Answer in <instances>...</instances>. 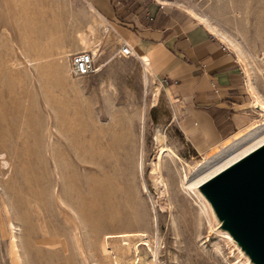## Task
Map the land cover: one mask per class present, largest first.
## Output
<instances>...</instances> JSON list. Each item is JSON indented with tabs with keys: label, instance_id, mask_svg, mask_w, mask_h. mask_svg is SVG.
Listing matches in <instances>:
<instances>
[{
	"label": "rangeland",
	"instance_id": "374dc122",
	"mask_svg": "<svg viewBox=\"0 0 264 264\" xmlns=\"http://www.w3.org/2000/svg\"><path fill=\"white\" fill-rule=\"evenodd\" d=\"M183 3L240 43L264 96V0ZM91 8L0 0V264H256L204 193L206 213L183 192L180 163L158 168L161 146L190 167L212 149L179 131L174 97L154 74L145 86L142 62L119 54ZM82 33L98 43L99 70L75 77L69 56ZM252 109L249 126L262 119Z\"/></svg>",
	"mask_w": 264,
	"mask_h": 264
},
{
	"label": "crops",
	"instance_id": "0c3cea01",
	"mask_svg": "<svg viewBox=\"0 0 264 264\" xmlns=\"http://www.w3.org/2000/svg\"><path fill=\"white\" fill-rule=\"evenodd\" d=\"M84 1L121 44L146 57L151 76L174 97L179 131L196 149L213 151L249 127L255 112L243 66L183 0Z\"/></svg>",
	"mask_w": 264,
	"mask_h": 264
},
{
	"label": "bare ground",
	"instance_id": "6f19581e",
	"mask_svg": "<svg viewBox=\"0 0 264 264\" xmlns=\"http://www.w3.org/2000/svg\"><path fill=\"white\" fill-rule=\"evenodd\" d=\"M188 12L191 16L197 19L202 25H204L213 35L218 36L236 53L240 63L243 64L246 69V75L248 78V89L253 99L252 106L262 116L260 122L252 124L246 130L238 134L235 138L224 143L222 146L214 149L210 155H208L206 158H204L202 161L198 162L195 166L192 167H190V164H188L187 162H184L171 148L164 146L160 147V151L157 158L158 168L162 166L161 164L164 162L166 158H169L173 163H180L181 166L180 165L179 166L181 167V169L180 168L179 169L183 171V176L181 178V188L183 192L189 195L191 193L194 194V197L196 196L197 198V202H200L199 206L201 211L203 213H206L207 212L206 204H205L206 201H204V199L202 198L203 196L201 194L204 193V195L206 196V193L203 190V185L212 178H214L215 176H217L218 174H220L221 172L225 171L226 169L236 164L237 162H239L240 160H242L243 158H245L246 156H248L249 154H251L252 152H254L255 150H257L258 148L264 145V96H262V94L258 91V89L254 84L251 64L248 63L247 54L244 51V49L241 47L240 43L237 40H235V38L231 37L226 30L224 31L219 27V25L213 23L210 20V18H208L206 15L199 14L193 9H189ZM89 31H90L89 33L92 35L94 33L93 27L92 28L90 27ZM96 43L97 41H94L88 34L82 33L78 36L77 44L78 46L80 45L78 48L79 50L78 52L89 51L95 57V55L97 54V49L93 47V45H95ZM57 47H59L58 44ZM137 58L142 62L145 68L144 84L146 86L150 76V72L148 71L147 68L148 60L146 59V57L141 55L138 56ZM58 63L60 70L63 71L64 67L61 64L62 62H58ZM98 70L99 68L97 69V71ZM155 92L156 94L153 96L154 106L158 102L159 90H156ZM156 138H157L156 141L158 143L162 140L161 135H158ZM2 165L3 167L8 166V162L4 161ZM153 173L156 181H158L163 185H166L163 179V175L158 173L156 168L153 169ZM210 212L209 214H211ZM145 236L146 234L143 233H135V234L124 233L121 236V238L123 237V238L131 239V237H141V241L144 242V244L145 243L148 244V240ZM110 252L108 254H110Z\"/></svg>",
	"mask_w": 264,
	"mask_h": 264
},
{
	"label": "water",
	"instance_id": "95a60500",
	"mask_svg": "<svg viewBox=\"0 0 264 264\" xmlns=\"http://www.w3.org/2000/svg\"><path fill=\"white\" fill-rule=\"evenodd\" d=\"M256 264H264V145L203 185Z\"/></svg>",
	"mask_w": 264,
	"mask_h": 264
},
{
	"label": "built area",
	"instance_id": "2783aa9c",
	"mask_svg": "<svg viewBox=\"0 0 264 264\" xmlns=\"http://www.w3.org/2000/svg\"><path fill=\"white\" fill-rule=\"evenodd\" d=\"M119 54L123 57L134 56L131 46L127 43L121 44ZM70 74L75 77L86 76L94 73L95 66L94 56L89 51L75 52L69 56Z\"/></svg>",
	"mask_w": 264,
	"mask_h": 264
}]
</instances>
